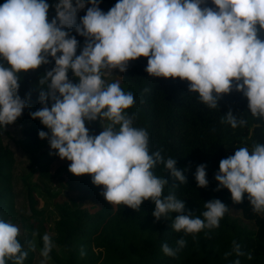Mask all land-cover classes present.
<instances>
[{
    "label": "clouds",
    "instance_id": "9594fccd",
    "mask_svg": "<svg viewBox=\"0 0 264 264\" xmlns=\"http://www.w3.org/2000/svg\"><path fill=\"white\" fill-rule=\"evenodd\" d=\"M100 3L58 0L50 6L46 0H4L0 4V126L14 123L28 106L19 95L18 74L54 60L55 66L39 80L48 86L39 92L42 107L29 115L49 130L38 135L49 139L60 159L71 162L68 170L76 176L90 175L114 207L123 204L140 211L141 204L150 200L157 220L179 213L172 224L176 232L195 237L206 228H218L228 211L220 199L205 203L201 219L185 214V204L174 192L163 195L169 182L153 169L163 163L180 184L186 183L183 170L177 169L176 159L165 160L160 150L150 153L148 131L134 127L135 114L126 112L135 104L133 93L122 90L119 81L106 83L104 77L113 70L125 72L130 61L145 57L149 76L187 81L188 91L198 93L209 108H217L218 101L235 90L247 98L253 117L264 118V0H211V5L208 0H117L107 12ZM86 4L91 6L77 23ZM50 7L55 9L51 22ZM73 28L85 38L79 54L78 41L70 35ZM69 71L78 83L69 79ZM97 120L109 123L98 135L90 134L86 122ZM221 122L233 129L248 123L231 109ZM195 179L198 187L208 186L205 164L197 166ZM215 180L216 190L227 188L234 203H242L247 193L252 210L264 214V144L241 146L222 158ZM19 235L18 226L0 219V264H24L29 251L36 250L34 241L26 249ZM42 240L40 255L46 261L54 244L48 234ZM176 243V249L162 244V252L175 257L186 241ZM232 252L245 255L236 241ZM247 258L252 259L250 253Z\"/></svg>",
    "mask_w": 264,
    "mask_h": 264
},
{
    "label": "trees",
    "instance_id": "16d2710c",
    "mask_svg": "<svg viewBox=\"0 0 264 264\" xmlns=\"http://www.w3.org/2000/svg\"><path fill=\"white\" fill-rule=\"evenodd\" d=\"M46 2L54 6L58 0ZM116 2L117 0H101L99 7L107 12ZM3 3L4 0H0V4ZM208 4L211 5V0H208ZM90 6L86 4L85 9L78 12L77 23ZM54 16L55 9L50 7L49 22ZM70 35L75 36L78 41L79 54L85 38L78 35L74 28ZM54 66L55 61L52 60L36 70L18 74L19 95L27 100L28 106L12 123L20 126L23 147L31 155L33 167L38 169L37 182H28L25 188L30 214L24 216L31 220L30 228L35 233V229L43 226V219L40 218L42 211L37 209L35 188H43L47 179H53L49 166L58 155L51 149L49 139H41L38 135L40 130H49L39 119H32L29 113L42 107L38 99L39 92L47 91L48 86L47 83L41 85L39 80ZM146 66L145 57L130 61L128 69L122 72V90L134 95L135 104L126 112L130 116L135 114L134 127L148 131L150 153L160 150L165 160L176 159L177 169L183 170L186 177V183L180 184L171 177L163 163L157 164L153 169L154 174L165 177L169 182L164 187L163 195L174 192L184 202L185 214L191 212L193 217L201 219H204L202 213L206 211L205 203L211 199H220L228 207V211L220 220L218 228H206L193 237L172 228L174 218L179 213H169L168 217L162 216L157 220L152 215L155 204L150 200L141 204L140 211L123 204L114 209L104 205L90 209L76 205L73 198L63 193V197L70 198L74 208L70 211L61 210L55 223V234L51 237L54 247L49 255L57 264H233L236 259L240 260V264H264V220L255 222V229L241 225L231 215V208L241 210L247 219L253 218L247 193L242 203H234L227 188L216 190L218 181L215 180L220 160L235 152H226V148L231 149L239 143L240 146L245 145L246 142L249 148L256 143L264 144V118L252 116L247 107V98L240 92L233 90L231 94L224 95L218 101V107L212 109L198 99V93L188 91L187 81L149 76L145 71ZM68 76L73 83L79 82L70 71ZM104 79L108 83L107 76ZM230 109L234 116L243 118L248 123L235 129L226 122L222 123V118ZM103 123L104 121L97 120L86 122V126L90 134L96 135L102 131ZM6 127L0 126V130ZM200 164L206 165V178L209 181L207 187H198L195 179V172ZM14 165V153L0 134V219L6 221L18 217L13 187ZM81 176L83 179L78 188L91 190V176ZM43 235L44 233H37V244L41 248ZM181 238L186 241V245L178 250L175 257L166 256L162 252V244L167 243L176 249V241ZM18 239L23 244L20 236ZM29 239L27 235L26 240ZM233 241L240 244L245 255L237 257L232 252ZM27 247L28 245L25 246L26 249ZM55 247L61 248L65 256H61ZM82 250L84 255H81ZM225 253L231 255L226 256ZM249 253L251 260L247 258ZM34 255V251H29L24 264H34Z\"/></svg>",
    "mask_w": 264,
    "mask_h": 264
},
{
    "label": "rangeland",
    "instance_id": "374dc122",
    "mask_svg": "<svg viewBox=\"0 0 264 264\" xmlns=\"http://www.w3.org/2000/svg\"><path fill=\"white\" fill-rule=\"evenodd\" d=\"M122 72L119 70H113L111 75L107 76V82L112 83L119 81L120 86L123 89L124 84L121 81ZM109 123L104 120V127ZM251 129V128H250ZM251 131V130H250ZM101 132V131H100ZM100 132L96 133L98 135ZM1 137L5 144H7L13 151L15 156V165L13 168V187L15 196V208L17 210L18 217L15 220H10L8 222L13 223L20 229V238L23 240L24 247L28 245L29 241H34L36 245V250L33 262L34 264H57L49 255V259L46 261L40 255L41 247L37 244V233L48 234L52 237L55 234V223L58 220L61 210L65 209L70 211L74 208L71 203L70 198L63 197L64 194H68L74 199L76 205H83L90 209L96 208L98 206L104 205L110 209H114V206L109 204L103 195L101 194L103 186H95L92 181H90L91 190H80L78 184L82 181V176H76L68 170V166L71 163L66 159H60L57 156L54 161L49 166V171L53 175V179H47L45 187L37 186L35 188V195L38 199L37 209L41 210L40 218L43 219L42 228L38 227L36 235L30 228L31 220H28L24 214H30V208L26 196V184L28 182H37L38 169L32 165V157L26 152L23 147L22 139L23 136L20 131V126L17 124H12L3 130H0ZM250 135V132H249ZM246 146L250 147L246 142ZM242 144L241 146H245ZM240 146L235 145L231 149L226 148V152H233L237 150ZM87 191V192H86ZM253 218L247 219L244 217L241 210H235L231 208V215L236 218L241 225L247 228L255 229V222H262L264 220V214H257L252 210ZM27 235H29V240H26ZM61 256H65L61 248L55 247Z\"/></svg>",
    "mask_w": 264,
    "mask_h": 264
}]
</instances>
